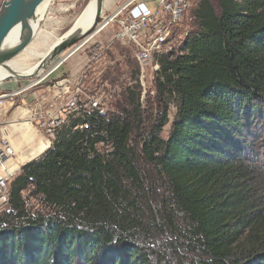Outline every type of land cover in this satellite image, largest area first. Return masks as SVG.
I'll return each instance as SVG.
<instances>
[{"label":"trees","instance_id":"16d2710c","mask_svg":"<svg viewBox=\"0 0 264 264\" xmlns=\"http://www.w3.org/2000/svg\"><path fill=\"white\" fill-rule=\"evenodd\" d=\"M193 11L185 52L159 58L144 137L137 86L129 108L71 120L21 168L0 264H264V0Z\"/></svg>","mask_w":264,"mask_h":264},{"label":"rangeland","instance_id":"374dc122","mask_svg":"<svg viewBox=\"0 0 264 264\" xmlns=\"http://www.w3.org/2000/svg\"><path fill=\"white\" fill-rule=\"evenodd\" d=\"M2 1L3 0H0V5ZM88 1L89 0H49L48 6L37 28V30L51 35L49 41L44 46L40 43L36 44V41L32 38L25 47L11 59L20 62L25 67L32 66L39 62V60H41V54L48 49V46L56 37L62 36L70 26L73 25V21L84 9ZM197 2L198 0H193V5L191 7L192 15L194 14L193 10ZM113 11L109 13L105 12L102 7V16L99 18L92 31L51 60V62L44 67V70H41L36 75V78H33L37 80L34 86L27 87L26 83L31 79L28 80L25 78L17 80L19 81V87H24L26 84L24 87L25 89L21 92L22 94L32 92L34 95L25 99V101H15L9 112H12V118L15 117L18 121L25 119L23 121H28L29 124L32 122L30 126L37 135L35 136V141L41 138L49 142L48 139H46L49 135L48 131L45 127L41 128L42 123L49 115H51V117L54 116L56 121L59 120L58 117L64 120V124L55 130L57 131L55 135L49 138L50 146L48 149L51 147L59 130L68 125L71 120L85 118L92 113H98L99 115L107 117L111 112L116 111L114 107L116 103H120L122 106L129 108L130 104L128 103L126 95L128 89L137 90V86L139 87L141 83L139 81V69L133 55L134 46L132 47L129 43H120L115 37V33L118 30L117 21L114 19L107 21V18H109ZM30 49L33 50V52L29 53V51H31ZM156 61L160 67L159 59H156ZM150 68L151 66L145 68L144 84L146 85L147 92L144 97H141V87H139L140 96L138 102L141 103V122L134 123L132 141L140 140L145 136L147 131L152 128L159 113L157 110L159 97L155 93L153 81L159 74L160 69L156 75L152 74L149 76ZM11 81L15 80L13 79ZM71 96L76 100L82 99V101L78 103L76 108H72V111L64 112L63 106L71 99ZM94 99L98 100V106L95 110H90L92 107L91 102ZM167 103L168 121L160 132V136L164 139L169 135L171 122L176 112L175 100L170 98ZM161 104L162 107L163 102ZM18 111H20L19 114L17 113ZM11 123L12 122L7 120L3 124L4 128H9L11 132V137L9 136V139L14 138L15 141L19 142V144L16 145L18 151L24 150L26 153L29 152L30 148L23 143L24 141L17 135L18 133L15 131V133L13 132L12 126L9 127ZM82 123L75 125L74 129H80L78 126ZM20 133L19 131V134ZM35 141L32 142L33 145L37 142ZM100 145L102 146V144ZM21 160L26 161V159ZM28 162H26V164ZM140 167L144 170L148 167L143 159L140 160ZM148 169L150 170L151 168L149 167ZM2 209H0V211Z\"/></svg>","mask_w":264,"mask_h":264},{"label":"built area","instance_id":"2783aa9c","mask_svg":"<svg viewBox=\"0 0 264 264\" xmlns=\"http://www.w3.org/2000/svg\"><path fill=\"white\" fill-rule=\"evenodd\" d=\"M119 2L107 21L113 19L117 21L118 30L115 37L120 43H129L132 47L134 46L133 55L139 69L141 97H144L145 68L151 66L149 76L156 75L160 69L156 59L162 56L173 57L185 52V40L194 24V16L191 14L193 0H153L151 6L142 0H120ZM36 83V79L30 80L27 87H32ZM2 96L10 98L12 93L6 92ZM81 101L82 99L76 100L71 96V99L63 106V111H72V108H76ZM1 102L0 100V104ZM91 103L90 110H95L98 100L94 99ZM58 119L56 121L54 116L49 115L42 123L41 128L45 127L48 131L49 135L46 139L49 141V138L57 132L55 130L64 124L63 119L59 117ZM87 126L85 122L78 127L85 129ZM14 146L3 131L0 136V209L8 204L11 181L26 164L21 163L19 157L24 150L18 151Z\"/></svg>","mask_w":264,"mask_h":264},{"label":"bare ground","instance_id":"6f19581e","mask_svg":"<svg viewBox=\"0 0 264 264\" xmlns=\"http://www.w3.org/2000/svg\"><path fill=\"white\" fill-rule=\"evenodd\" d=\"M48 3H49V0H44L43 2H41L37 6V8L35 10L36 20L32 23L30 22L31 26H33L32 28L35 29V35L33 38L36 41V44L40 43L44 46L49 41L51 35L49 33L41 32V31L37 30V28L39 27L40 20L44 14L46 7L48 6ZM119 3L120 2H118V4ZM94 11H95V0H89L88 3L85 5L84 9L80 12V14L73 21L74 25L73 26L71 25L70 26L71 29L70 28L68 29V30L72 31L70 33H73V32L78 33L80 31H84V30L88 29V27L90 26V24L93 20ZM68 30L63 34L64 36L62 35V36L56 37L55 40L48 46V49L43 54L40 53L41 54V60H39V62H37L36 64L29 66V67H25L20 62L10 59L8 62H6V66L0 65V81L2 79L6 78L7 76H9L11 73H12L14 78L30 77L37 72L39 73L40 70H42V68L39 66V68H40V70H39V68H37V65H39V63L41 61H43V59L45 57H47V55L49 54V52L51 51L52 48H54L62 39L65 38ZM25 31H26V29H25ZM19 35H20L19 26H17L9 34V36L5 39L3 46L5 48H8V47H13L14 45H16L19 41ZM25 39H26V36H25ZM31 52H33V50L29 51V53H31ZM60 60H61V58H60ZM58 66H60V65H58ZM15 81H17V80H15ZM139 87H140V85H139ZM146 92H147V90L145 89L144 95ZM5 98H7V97L2 96V94H0V100L2 102L4 101ZM17 113L19 114L20 111H18ZM12 115H13V113H12ZM22 115H23V111H22ZM23 117H24V115H23ZM23 120H25V119H23ZM23 120L17 121V118L13 117V118L9 119V122H12V123L10 125L9 124L8 125H9V127L12 126L13 132L15 131L16 133H18L17 135L24 141L23 143H25L26 146H28V148H30L29 152L26 153L24 151L21 153L22 159H26V161H23V160H20V161H21V163H26L28 161H31L32 159L37 158L39 155L44 153L48 149V147L50 146V141L48 140L49 142H47V141H44L43 139L37 137L38 139L36 140L37 141L36 142L35 141V138H36L35 136H37L36 133L33 132L29 122L23 121ZM19 131L21 132L20 134H19ZM4 132L8 135V137L11 134L9 128H4ZM10 140H11V142L14 143L15 149H17L16 145H18L19 142L15 141L14 138H10ZM33 141L36 142L35 145L32 144ZM31 145H33V146H31Z\"/></svg>","mask_w":264,"mask_h":264},{"label":"water","instance_id":"95a60500","mask_svg":"<svg viewBox=\"0 0 264 264\" xmlns=\"http://www.w3.org/2000/svg\"><path fill=\"white\" fill-rule=\"evenodd\" d=\"M43 1L44 0H3L2 1L0 5V65L6 66V62H8L13 56H15L20 50H22L25 47V45L34 37L35 29L32 28L33 26H31V23L36 20L35 10L37 6ZM102 7H103V0H95L94 17L88 29L84 31H80L78 33L76 32L70 33L72 31L68 30L69 33L67 32L65 38L62 39L54 48L51 49L47 57H45L43 61H41L39 65H37V68H39L40 66L42 70H44V67L49 62H51V60H53L58 55H60L69 46L75 44L77 41L87 36L92 31V29L98 22L99 18H101ZM17 26H19V32H20L18 43L13 47L5 48L3 46L5 39ZM37 74L38 72L30 77L14 78L11 73L9 76L2 79L0 81V84L5 81L13 80V79L19 80L26 78L28 80L30 79L32 80L33 78H36Z\"/></svg>","mask_w":264,"mask_h":264},{"label":"crops","instance_id":"0c3cea01","mask_svg":"<svg viewBox=\"0 0 264 264\" xmlns=\"http://www.w3.org/2000/svg\"><path fill=\"white\" fill-rule=\"evenodd\" d=\"M120 0H103V9L105 12H112L115 9V6L118 4ZM147 5H153V0H142ZM27 84V83H26ZM25 84V85H26ZM24 85V87H25ZM19 81H5L0 84V94H4L6 92H11L12 97H7L4 101L0 104V136H2L4 131V123L12 118V112H9L10 108L12 107L15 101H25V99L30 98V96L34 95V93H25L22 94V90L25 89L24 87H19ZM27 95V96H26ZM26 96V97H25ZM22 159V155L20 154Z\"/></svg>","mask_w":264,"mask_h":264}]
</instances>
